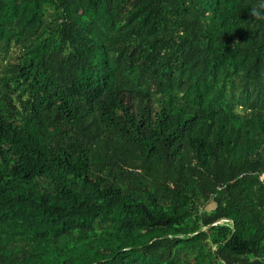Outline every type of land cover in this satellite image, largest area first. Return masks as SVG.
Segmentation results:
<instances>
[{
	"label": "trees",
	"instance_id": "obj_1",
	"mask_svg": "<svg viewBox=\"0 0 264 264\" xmlns=\"http://www.w3.org/2000/svg\"><path fill=\"white\" fill-rule=\"evenodd\" d=\"M261 17L0 0V264H264Z\"/></svg>",
	"mask_w": 264,
	"mask_h": 264
},
{
	"label": "built area",
	"instance_id": "obj_2",
	"mask_svg": "<svg viewBox=\"0 0 264 264\" xmlns=\"http://www.w3.org/2000/svg\"><path fill=\"white\" fill-rule=\"evenodd\" d=\"M263 179H264V177H263V175H261V176L259 177V181L262 182Z\"/></svg>",
	"mask_w": 264,
	"mask_h": 264
},
{
	"label": "rangeland",
	"instance_id": "obj_3",
	"mask_svg": "<svg viewBox=\"0 0 264 264\" xmlns=\"http://www.w3.org/2000/svg\"><path fill=\"white\" fill-rule=\"evenodd\" d=\"M211 206L210 205H207L206 209H209Z\"/></svg>",
	"mask_w": 264,
	"mask_h": 264
},
{
	"label": "clouds",
	"instance_id": "obj_4",
	"mask_svg": "<svg viewBox=\"0 0 264 264\" xmlns=\"http://www.w3.org/2000/svg\"><path fill=\"white\" fill-rule=\"evenodd\" d=\"M256 15H259L258 13H255ZM262 19H264V17H261Z\"/></svg>",
	"mask_w": 264,
	"mask_h": 264
}]
</instances>
